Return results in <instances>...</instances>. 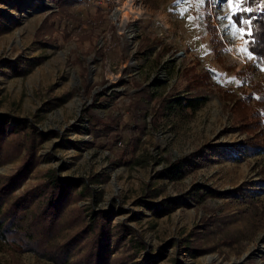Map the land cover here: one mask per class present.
Instances as JSON below:
<instances>
[{
	"label": "rangeland",
	"instance_id": "1",
	"mask_svg": "<svg viewBox=\"0 0 264 264\" xmlns=\"http://www.w3.org/2000/svg\"><path fill=\"white\" fill-rule=\"evenodd\" d=\"M34 1L0 0V17L7 26L0 34V113L11 116V126L17 118H27L42 134L53 132L40 145L39 164L21 189L48 178L53 170L73 179L101 176L92 184L94 195H86L79 205L86 207L88 217L93 210H106L112 227L126 223L134 229L123 227L126 240L114 253L135 254L124 264H264L262 186L258 214L228 198L208 197L158 216L143 201L147 186L157 189L155 202L180 198L195 183L233 190L256 180L264 168V153L238 154L239 161L200 157L202 165L178 182L156 175L168 161L196 150L207 152L206 144H232L247 137L230 128L232 113L222 100L228 89L256 97L236 75L255 59L248 50L241 51L245 37L233 35L227 0H83L62 10L54 0H38L39 6ZM52 13L57 15L53 30L40 43L36 30ZM212 27L222 43L218 56L211 44ZM143 38L149 42L140 49ZM18 55L29 60L41 56L43 61H30L26 74L16 75L7 62ZM261 80L264 68L259 67L252 81ZM144 89L153 97L140 93ZM70 91L62 104H47ZM170 93L201 94L204 103L188 120L172 118L153 127L152 108L160 95ZM87 110L99 122L87 120ZM18 162L2 165L0 173H10ZM206 215L215 220V229L202 237L206 250L193 252L188 243L193 231L204 230L200 219ZM227 234L238 235V241L230 243ZM0 262L57 264L34 250L10 248L0 250Z\"/></svg>",
	"mask_w": 264,
	"mask_h": 264
},
{
	"label": "trees",
	"instance_id": "2",
	"mask_svg": "<svg viewBox=\"0 0 264 264\" xmlns=\"http://www.w3.org/2000/svg\"><path fill=\"white\" fill-rule=\"evenodd\" d=\"M80 1L83 0H54L59 10ZM33 4L39 6L40 3L35 0ZM245 7L251 9L250 12L244 13L246 18H251L250 26L246 28L250 35L245 36V39L247 50L254 57L255 64L248 63L247 68L237 71L236 75L243 79L244 85L250 84L256 97H252L251 94L238 95L228 89L223 93L222 100L232 113L230 128L246 133L247 137L232 144H206L207 152L196 150L168 161L164 167L156 171L159 179H166L169 182L182 180L202 165L200 157L207 161L220 159L239 161L241 156L238 154L254 156L264 153V80L255 83L252 81L255 70L259 67L264 68L263 0L255 2L250 0ZM55 16L56 13H52L44 18L36 30V41L40 43L46 41L45 33L53 30ZM6 30L7 26L0 17V34ZM211 30L213 31L211 44L218 56L217 48L222 43L216 39V29L212 27ZM142 41L140 49L148 44L149 39L143 38ZM30 61H33L32 65L41 63L43 57L29 60L18 55L7 63L16 75L23 76ZM83 88L85 92H89L86 85ZM141 91L140 93L147 94L148 98L153 97V93L148 89ZM72 94L73 91H70L47 104L50 107L53 104L60 105ZM251 101H254V105L250 103ZM203 103L204 97L201 94L160 95L152 108L151 123L156 127L162 121L172 118L188 120ZM86 116L89 121L94 119L99 122L91 110L89 112L87 110ZM10 118L8 114L0 113V167L18 158L19 162L10 173H0V250L8 248L18 252L34 250L57 264H124L127 260L134 259L133 253L124 257L114 254L126 240L123 227L127 226L131 231L133 228L126 223L112 227L110 215L102 209L93 210L92 215L88 217L86 207L79 205L86 195L90 194L91 197L94 195L92 184L100 180L101 176L98 174L73 179L60 176L53 170L48 178L38 181L32 187L21 189L39 164L41 156L37 153L40 145L44 139L52 137L53 132L42 134L27 118H17L15 124L11 126L8 123ZM90 124H93V121ZM105 129L110 130L111 126L105 125ZM81 186L82 190L79 189ZM260 186L264 188V168L260 169V177L256 180L244 181L240 187L233 190L221 191L195 183L180 198L165 197L153 202L151 200L157 195V189L147 186L143 196L146 200L143 201H147L152 212L158 216L170 213L182 205L187 206L189 201L204 202L208 197L228 198L243 206V210L255 209L258 214L260 210L257 194ZM200 221L205 226L204 230L193 231L194 239L188 243V248L197 253L206 250L202 247V237L210 235L215 229L212 228L215 224L212 216L206 215ZM226 237L230 239V243H236L239 236L227 234L224 238Z\"/></svg>",
	"mask_w": 264,
	"mask_h": 264
},
{
	"label": "snow or ice",
	"instance_id": "3",
	"mask_svg": "<svg viewBox=\"0 0 264 264\" xmlns=\"http://www.w3.org/2000/svg\"><path fill=\"white\" fill-rule=\"evenodd\" d=\"M178 3H188L190 0H177ZM204 0H196L197 4H202ZM225 0H220V3L223 4ZM250 2V0H227L229 6V14L226 17L229 21V25L233 29V35L236 32L241 34V37H245L250 35L249 32L246 31V28L250 26L251 18H246L244 13L250 12L251 9L245 7ZM251 2H255V0H251ZM247 50V42L241 48V51Z\"/></svg>",
	"mask_w": 264,
	"mask_h": 264
}]
</instances>
